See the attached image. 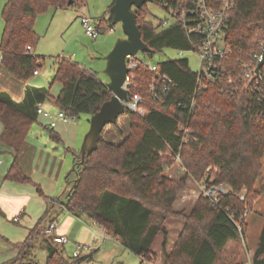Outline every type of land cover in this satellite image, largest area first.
Instances as JSON below:
<instances>
[{"label": "trees", "instance_id": "1", "mask_svg": "<svg viewBox=\"0 0 264 264\" xmlns=\"http://www.w3.org/2000/svg\"><path fill=\"white\" fill-rule=\"evenodd\" d=\"M183 1L170 0V6L176 9ZM86 3L87 0H7L0 43L4 69L14 79L28 82L44 65L43 58L33 55L39 41L35 32L37 15L52 5L65 8ZM146 7L134 11L142 39L153 51L149 55L165 50L198 52L202 42L199 36L189 35L181 22L168 28L163 23L146 22ZM165 10L169 13V9ZM109 14L110 18L101 22L103 31L110 29V11ZM224 34L233 48L228 67L260 52L264 42V0H235ZM136 61L131 93L142 97L145 115L125 110L122 116L129 117L131 134L114 144L105 141L103 132L97 151L83 164L73 152L75 171L67 177L70 186L63 207L73 216L86 217L105 228L122 246L137 254L142 264L153 261L154 246L160 237L163 264H242L246 223L242 238L237 222L264 194V189L257 188L263 182L264 128L245 116L244 97L234 94L226 82L201 89L198 74L191 71L187 60H167L156 65L157 72L141 60ZM163 77L172 84L164 91L160 89L159 100L150 92V85ZM55 83L61 85L56 98L48 89L28 90L20 104L7 93L0 95V140L13 156L5 180L32 183L23 173L20 157L37 122L39 104L50 101L70 118H77L94 115L112 98L108 84L95 72L69 59L57 60L51 85ZM118 121L109 126L117 128ZM181 126L189 133L185 135ZM52 137L61 141L55 132ZM177 155L188 176L208 187L225 185L229 192L220 195L217 202L200 196L189 214L176 211L175 204L188 180L184 177L175 181L166 173ZM37 191L50 201L39 186ZM172 220L183 221L184 226L169 251L166 222ZM42 221L23 243L15 246L17 256L4 264H36L29 257L38 239H43L48 252L46 264H81L97 253L96 249L87 256H66L64 245L45 236ZM252 262L264 264V228Z\"/></svg>", "mask_w": 264, "mask_h": 264}, {"label": "rangeland", "instance_id": "2", "mask_svg": "<svg viewBox=\"0 0 264 264\" xmlns=\"http://www.w3.org/2000/svg\"><path fill=\"white\" fill-rule=\"evenodd\" d=\"M114 1L87 0L84 6L69 5L65 8L52 5L39 13L35 22V32L39 37V41L33 55L43 58L44 65L38 71L41 76H33L29 81L43 84V87L50 90L52 96L56 95L59 93L61 86L59 83L50 86V83L55 74L57 60L65 58L83 65L95 72L104 82H107L108 79L104 75L105 57L107 56L105 53L109 47H114L117 40L125 38L122 24L112 25L110 23V29L104 31L100 28L102 20L110 18L109 11ZM6 3L7 0H0V43L5 27L3 9ZM146 9L148 11L146 22L154 25L163 23L165 28L175 23V19L171 14L157 3H148ZM84 17L90 18L92 25L100 31L96 40L86 34L81 22ZM1 55L0 51V82L3 84L4 76L8 74L1 65ZM138 57L147 60L151 65H158L167 60L184 59L189 62L191 71L198 73L201 70L197 51L165 50L153 55L139 53ZM50 106L48 105V108ZM50 109H55L57 113L60 112L54 106H51ZM91 117L81 115L74 118L67 125L62 124L61 127L70 128L71 125H74L89 130ZM130 125L129 117H120L117 128L108 126L104 130L105 141L114 144L122 142L131 134ZM61 127L59 126L56 130L37 124L30 132L26 140L29 147L21 153L20 164L23 173L31 179L32 183H17L5 180L13 163V156L10 149L0 140V161L2 162L0 165V264H4L17 256L18 252L15 246L27 239L30 231L40 220H43L42 225L46 226L59 214L58 226L60 227V233L62 231L60 221L67 215L65 211L61 210V206L66 204V197L63 196V193L68 185L66 178L73 170L74 156L72 152H67V148L62 142H56L52 137V132L59 133ZM22 162L24 166H22ZM262 164L263 182L258 184L257 188L259 190L264 189V158ZM168 170L166 173L171 176L172 180L180 181L184 177L188 179L186 188L178 197L180 206L178 210L175 207V210L189 214L193 207H191L192 200L194 196H197V194L190 193L189 190L198 191L200 197L203 194L204 185L192 176L187 175L180 160H177ZM37 186L42 189L44 196L56 201L57 204L45 200L38 193ZM225 187L229 190L227 186ZM188 194L191 197L184 202L185 198L183 199V196L185 197ZM262 197L260 203L264 205V194ZM254 216L255 211L250 212L247 222L250 223ZM93 225V222L87 218L76 219V224L70 232L67 234L61 233L69 239V242L64 245L66 256L74 257L80 246L83 249L80 251L82 256L89 254L84 247L91 244L90 236L89 234L87 236L86 230H90ZM183 226L184 222L180 220L166 222L169 232L168 250L172 249L176 243ZM162 241V237L157 240L154 250L155 257L152 262H146V264H163ZM103 245H100L102 247L93 259L83 261L81 264H142V259L137 254L118 244L112 236ZM98 248L100 247L96 246V249ZM47 258L48 252L43 244V239L36 240L29 260L36 264H46Z\"/></svg>", "mask_w": 264, "mask_h": 264}, {"label": "built area", "instance_id": "3", "mask_svg": "<svg viewBox=\"0 0 264 264\" xmlns=\"http://www.w3.org/2000/svg\"><path fill=\"white\" fill-rule=\"evenodd\" d=\"M235 0H184L177 5L176 9L171 8L170 0H155V3L163 9H169V13L175 19V22H181L187 27L189 35L195 34L202 40L199 49V60L201 70L198 74V85L201 89L207 86L226 82L228 86H232L233 93L244 97L245 100V116L253 121L259 122L264 128V65L258 71V66L263 59V46L261 51L249 55L247 59H239L233 66L228 67V63L233 55V48L226 42L224 30L229 24L230 14L233 10ZM190 14V18L188 16ZM82 25L85 28L86 34L96 40L99 37L100 31L92 25L90 18H82ZM30 50V48H29ZM136 60H141L144 66H147L152 72H157V66L149 64L146 60L140 59L138 56L129 58L127 61L130 70L123 88L131 92L135 76L134 70L138 66ZM39 72H35V76ZM172 84V81L166 77L158 83L150 85V92L156 99H161L160 89L163 91L167 86ZM129 103H125V110L132 113L145 115V111L141 108L143 99L140 95H133ZM38 115L51 118L50 127L54 129L58 121L69 123L74 118H70L64 112L60 111L55 118L45 112L42 107L38 108ZM182 127L184 134L189 133V129ZM180 160V155L176 156ZM2 162L0 161V165ZM229 191L224 185L204 186L201 196L217 202L220 195H225ZM248 211L242 216L237 227L239 234L243 238L244 225L248 216ZM17 221V220H16ZM45 236L51 238L55 244L65 245L69 239L60 233V227L57 222L49 223L44 230ZM110 240V235L103 227L94 228L92 230V242L85 246L88 253L96 250V244H105ZM81 249L75 252L74 257L81 256ZM245 264H253L248 260Z\"/></svg>", "mask_w": 264, "mask_h": 264}, {"label": "water", "instance_id": "4", "mask_svg": "<svg viewBox=\"0 0 264 264\" xmlns=\"http://www.w3.org/2000/svg\"><path fill=\"white\" fill-rule=\"evenodd\" d=\"M148 3H155V0H115L111 6L112 25L122 24L125 38L117 40L105 57L104 75L109 80L108 87L112 92V98L91 117L89 132L77 155V159L82 164L86 158L97 151L105 128L117 123L125 113V103H129L132 99L131 92L123 88L130 72L127 65L128 59L137 57L139 53H153L142 39L141 27L137 24V15L134 11ZM263 65L264 46L263 59L258 66V71ZM72 171H75V168ZM69 186L70 184L67 185L65 191L69 189Z\"/></svg>", "mask_w": 264, "mask_h": 264}, {"label": "crops", "instance_id": "5", "mask_svg": "<svg viewBox=\"0 0 264 264\" xmlns=\"http://www.w3.org/2000/svg\"><path fill=\"white\" fill-rule=\"evenodd\" d=\"M111 48H112V46L107 49V51H106L105 54H108V52H109V50H111ZM3 70L9 76L8 75L4 76V83L3 84H2V82H0V95L2 93H7V94L10 95V97L12 98V100L15 101L18 104L22 103L25 100L26 93H27L28 90H30V89H48L46 87H43L44 86L43 84H40V83H37V82H31V81H28V82H25V83L24 82H20V81L14 79L4 69V67H3ZM55 71H56V69H55ZM40 76H41V74L39 73L38 75H36L34 77H40ZM100 80L102 82H104L102 79H100ZM52 81H53V79H52ZM108 82H109V80L107 82H104V83L105 84H108ZM51 84H52V82L50 83V86H52ZM60 91H61V89H60ZM60 91H59V93H60ZM49 92H50V90H49ZM59 93H57L56 95H53V96L50 93V96H52L53 98H56L59 95ZM48 105L54 106L56 108V106L53 105L50 101H45L44 103L39 104L38 108L39 107H42V109L45 112L49 113L53 118H55L59 112L57 113V112H55V109H50L51 106H50V108H48ZM51 121H52L51 118L45 117L43 115H38L37 122L32 126V129L37 124L38 125H41V126H44L45 125V126H47V128H50ZM62 124L63 125H67L69 123H64V122L58 121L57 122V125H56V127L54 129L57 130L59 128V126L61 127ZM0 125H1V128H0V137H1V134L3 133V126H2V124H0ZM32 129H31V131H32ZM88 131H89L88 128H84L83 127L81 129L78 126L71 125L70 128H62L61 127L59 133H56V134L59 136V138L61 140L60 142H62L64 144V146L67 148V152L68 153L69 152H72V154H73V152H76L78 154L80 152V150H81L82 144L84 142V138H85L86 134L88 133ZM27 142L28 141L25 142L24 147L22 149V152H23V150L27 149V147H29V145L27 144ZM73 165H74V162H73ZM22 166H24V163L23 162H22ZM73 168H74V166H73ZM169 177L171 178V176H169ZM66 180H67V178H66ZM67 191H64L63 196L66 194ZM189 192L192 193V194L193 193L194 194H197L196 197L194 196V199L192 200V203H191V207L192 206L194 207L195 204L197 203L198 199H199V192L198 191H195L193 189L189 190ZM189 194L187 196H185V197L183 196V199L185 198L184 202L186 201L187 198L191 197V196H189ZM262 199H263V197H261L256 202L255 206L250 211V212L255 211V216L252 218L251 222L250 223L247 222V219L249 217V213L250 212L248 213V216H247V219H246V222H245L246 223V235H245L246 236V240H245L246 253H245L244 258L242 260V264H245L248 260H250L251 262L253 261V257H254V255L256 253V250H257V247H258V244H259V241H260L261 233H262L263 228H264V205L262 203H260ZM49 202H52L53 204H57L56 201H54V200L52 201L51 199H50ZM179 206L180 205H179V200H178V202L176 203V206H175L177 210H178V207ZM193 207H192V209H193ZM61 210L62 211H65L66 214H67L60 221V226L62 227V231H61L62 234H67L68 232H70L72 230V228L76 224V219H85L86 218V217L77 218V217L73 216L63 206H61ZM58 216H59V214H57V217L54 218L52 221H50V223L51 222H57L58 223ZM93 224L94 225H93V227L90 228V230H88L86 228L87 229L86 230L87 236L89 234L90 239H91V242H92V230L94 228L100 227V226L96 225L95 223H93ZM178 237H179V235H178ZM117 243L121 245V243L119 241H117ZM96 245L100 247V248L97 249L99 251L102 246H100L101 244H96ZM80 249L83 250L82 249V246H80ZM154 250H155V246H154ZM98 251H97V253H98ZM81 257H82V255H81Z\"/></svg>", "mask_w": 264, "mask_h": 264}]
</instances>
